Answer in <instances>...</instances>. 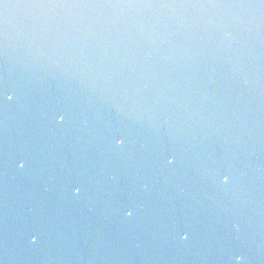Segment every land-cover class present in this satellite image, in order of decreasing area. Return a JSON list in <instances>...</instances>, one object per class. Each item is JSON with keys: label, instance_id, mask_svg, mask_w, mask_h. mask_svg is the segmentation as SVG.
I'll use <instances>...</instances> for the list:
<instances>
[{"label": "water", "instance_id": "95a60500", "mask_svg": "<svg viewBox=\"0 0 264 264\" xmlns=\"http://www.w3.org/2000/svg\"><path fill=\"white\" fill-rule=\"evenodd\" d=\"M0 264H264V0H0Z\"/></svg>", "mask_w": 264, "mask_h": 264}, {"label": "snow or ice", "instance_id": "6c2138e0", "mask_svg": "<svg viewBox=\"0 0 264 264\" xmlns=\"http://www.w3.org/2000/svg\"><path fill=\"white\" fill-rule=\"evenodd\" d=\"M5 7H7V5H5ZM9 99H11V97H8ZM61 120H62V117H61ZM123 143V141L122 140H118L117 141V144L119 145V144H122ZM167 162L169 163V164H172L173 162H174V160L173 159H171V158H169L168 160H167ZM21 167H22V165H21ZM129 215H131V213H129ZM182 238H186V236L185 237H182Z\"/></svg>", "mask_w": 264, "mask_h": 264}, {"label": "clouds", "instance_id": "9594fccd", "mask_svg": "<svg viewBox=\"0 0 264 264\" xmlns=\"http://www.w3.org/2000/svg\"><path fill=\"white\" fill-rule=\"evenodd\" d=\"M238 260H239V258H238Z\"/></svg>", "mask_w": 264, "mask_h": 264}]
</instances>
